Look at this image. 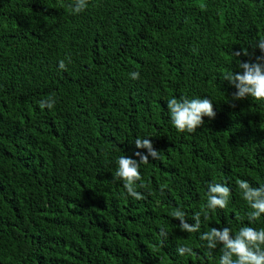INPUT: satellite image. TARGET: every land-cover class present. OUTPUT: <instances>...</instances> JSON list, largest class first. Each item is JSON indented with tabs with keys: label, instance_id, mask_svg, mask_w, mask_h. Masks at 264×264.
Returning a JSON list of instances; mask_svg holds the SVG:
<instances>
[{
	"label": "trees",
	"instance_id": "1",
	"mask_svg": "<svg viewBox=\"0 0 264 264\" xmlns=\"http://www.w3.org/2000/svg\"><path fill=\"white\" fill-rule=\"evenodd\" d=\"M74 4L0 0V264H219L203 232L264 227L237 184H264V100L233 99L225 80L264 55V0ZM173 97L208 98L216 116L179 132ZM136 138L159 153L140 164L142 199L115 178L118 157L146 154ZM210 183L230 189L227 208H206ZM177 209L200 213L198 232Z\"/></svg>",
	"mask_w": 264,
	"mask_h": 264
},
{
	"label": "clouds",
	"instance_id": "2",
	"mask_svg": "<svg viewBox=\"0 0 264 264\" xmlns=\"http://www.w3.org/2000/svg\"><path fill=\"white\" fill-rule=\"evenodd\" d=\"M73 14H78L84 11L86 0H75L74 5H70ZM261 53H264V38L256 42ZM244 55H248L245 50ZM235 56H240L241 52L234 53ZM237 66L242 69V72H230L225 74L227 80L236 89L233 93V99H242L246 96H251L257 100H264V55L257 56L255 62L243 61ZM59 69H66L65 62H59ZM133 79L139 78L138 72H132ZM55 101L53 99L40 101V108L47 107L52 109ZM167 109L170 113V118L173 126L179 131L194 132L204 121L203 117L214 118L216 112L208 98H192L175 97L168 99ZM137 149H146L147 152H135L134 155L139 158L137 161L128 156H120L117 159L118 168L115 173V178L124 181V188L127 194L136 199H142L143 196L136 190V181L141 180L139 171L140 164H146L149 157L152 159L159 158V153L154 149L151 140L144 138H136L134 141ZM238 187L242 193V199L246 201L252 209L248 213L249 224L260 219L261 214H264V184L258 187H253L246 180H238ZM140 187H144L143 184ZM230 197V189L223 183H210L207 191L206 208L215 210L217 208L225 209L228 207ZM171 216L179 220V227L182 231L188 233L198 232L200 229V213H196L193 217L195 223L189 224L186 222L185 213L177 209L170 213ZM205 215V219H207ZM160 235L166 236L165 229H160ZM200 239L207 241V247L212 249L217 244L222 245V255L219 259V264H264V227L260 229L251 226H241L235 235H232L230 227L216 228L212 227L208 231L200 235ZM181 256L186 253L193 254L191 247L187 245L179 246L176 249ZM235 257V259H233Z\"/></svg>",
	"mask_w": 264,
	"mask_h": 264
}]
</instances>
